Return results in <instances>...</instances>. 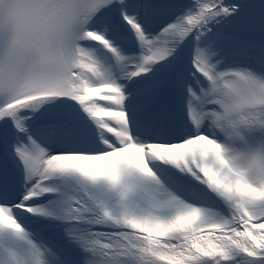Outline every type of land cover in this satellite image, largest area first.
<instances>
[{"label": "snow or ice", "instance_id": "obj_1", "mask_svg": "<svg viewBox=\"0 0 264 264\" xmlns=\"http://www.w3.org/2000/svg\"><path fill=\"white\" fill-rule=\"evenodd\" d=\"M0 264H264V0H0Z\"/></svg>", "mask_w": 264, "mask_h": 264}]
</instances>
